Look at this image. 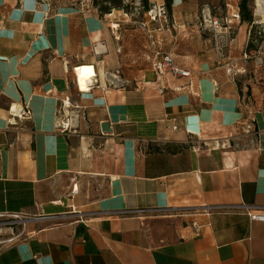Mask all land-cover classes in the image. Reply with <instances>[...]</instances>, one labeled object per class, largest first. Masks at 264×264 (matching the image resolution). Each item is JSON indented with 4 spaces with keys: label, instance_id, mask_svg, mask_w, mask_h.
<instances>
[{
    "label": "crops",
    "instance_id": "1",
    "mask_svg": "<svg viewBox=\"0 0 264 264\" xmlns=\"http://www.w3.org/2000/svg\"><path fill=\"white\" fill-rule=\"evenodd\" d=\"M126 1L0 0V264H264V221L203 212L264 204V94L234 77L264 0Z\"/></svg>",
    "mask_w": 264,
    "mask_h": 264
},
{
    "label": "built area",
    "instance_id": "2",
    "mask_svg": "<svg viewBox=\"0 0 264 264\" xmlns=\"http://www.w3.org/2000/svg\"><path fill=\"white\" fill-rule=\"evenodd\" d=\"M147 15L153 19L155 15L152 13V10L146 11ZM235 17L238 19V14L235 15ZM221 19L217 18L211 21V28L213 29V32L216 33L217 29L221 26ZM221 47V46H220ZM219 47V48H220ZM153 70L156 75L162 74L164 71H169L172 75H179V76H188L189 71L182 69L181 67L177 66L169 53H162L160 51H155L153 54ZM226 72H232L231 67H226ZM175 89H179V87H176ZM160 92H162V89H160ZM21 114V113H20ZM240 124L245 128L246 130H251L252 128V120L250 117V112L246 113V115L242 118L240 121ZM175 128V127H174ZM76 188L73 187L71 189V192H75ZM229 209H239L243 211L245 214H247L248 218L250 220H257V221H264V204H258V205H246V204H219V205H213L208 206L206 209L203 210V212L207 215H209L212 211H222V210H229ZM156 211V209H133V210H123L121 213L125 214H141L145 212H152ZM185 211V210H184ZM52 218L55 217V215H45V216H39V218ZM20 223V217L16 213H10L8 216L0 215V224H7L9 226H14L16 224ZM23 225V224H22ZM194 229L196 232L199 231V227L196 223H193ZM19 234V233H18ZM17 233H14L12 231L11 235L4 239L0 240V243H10L14 240V238L18 235Z\"/></svg>",
    "mask_w": 264,
    "mask_h": 264
},
{
    "label": "rangeland",
    "instance_id": "3",
    "mask_svg": "<svg viewBox=\"0 0 264 264\" xmlns=\"http://www.w3.org/2000/svg\"><path fill=\"white\" fill-rule=\"evenodd\" d=\"M75 5H90L92 0H58ZM133 0H127L126 6H132ZM250 0V7L253 6ZM220 42L219 45H221ZM245 56L242 59L244 69L234 76L244 95L248 97L264 94V23H252L249 26V36L244 47Z\"/></svg>",
    "mask_w": 264,
    "mask_h": 264
},
{
    "label": "trees",
    "instance_id": "4",
    "mask_svg": "<svg viewBox=\"0 0 264 264\" xmlns=\"http://www.w3.org/2000/svg\"><path fill=\"white\" fill-rule=\"evenodd\" d=\"M141 4L146 8L147 0H140ZM92 5L96 6L101 12L106 13L112 7L122 6V0H92ZM238 12L242 21L252 23L253 13L250 7V0H239Z\"/></svg>",
    "mask_w": 264,
    "mask_h": 264
},
{
    "label": "bare ground",
    "instance_id": "5",
    "mask_svg": "<svg viewBox=\"0 0 264 264\" xmlns=\"http://www.w3.org/2000/svg\"><path fill=\"white\" fill-rule=\"evenodd\" d=\"M259 3V0L257 1V5ZM92 66L91 65H82L77 67V72L79 74V83L81 87H85V78H88L90 75H92ZM87 83V82H86Z\"/></svg>",
    "mask_w": 264,
    "mask_h": 264
}]
</instances>
